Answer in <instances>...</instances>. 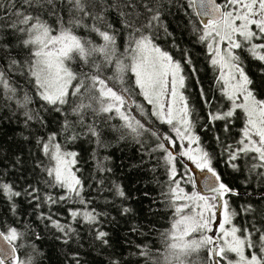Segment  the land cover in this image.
Segmentation results:
<instances>
[{
  "label": "snow or ice",
  "instance_id": "1",
  "mask_svg": "<svg viewBox=\"0 0 264 264\" xmlns=\"http://www.w3.org/2000/svg\"><path fill=\"white\" fill-rule=\"evenodd\" d=\"M9 4L12 5L10 15L0 19V36L7 37L0 39V96L7 107H11L8 101L15 102L25 127L35 124L44 127L47 123L44 113L63 114L61 130L68 144L83 135L94 138L101 147L105 146L103 132L95 121L103 114H108V119L112 114L119 116L123 121L122 128L134 137L150 131L162 141L152 151H160L167 173L161 198L170 210L171 222L165 231L160 232L166 250L163 264H185L184 257L202 250L206 253L205 264H264V205L254 206L246 202L233 209L229 198L240 193L223 182L212 155L201 146L200 137L193 131V122L189 118L191 110L184 94V67L155 43L154 30L160 24L158 0H116L114 5L101 0H22V5H17L15 0H9ZM0 7L7 13V6ZM108 7H115L124 17L129 30L125 54L130 63L119 59L116 35L109 32L110 24L105 27ZM65 8L67 19L63 15ZM188 8L195 11L201 22L202 26L196 20H190L194 34L209 51L212 67L219 73L216 82L220 91L230 102L226 111L210 112L209 123L224 121V130L228 132L237 110L244 117L241 138L224 147L227 153L225 164L234 172L247 171L249 177L254 174L264 179V99L256 95L254 82L246 72L241 56L246 51L252 59L264 64V0H222L221 3L217 0H187L186 14ZM138 9L143 11L138 12ZM86 19L92 20V25H88ZM80 28L85 29L88 36L78 35L77 29ZM92 34L98 35L104 43L97 45ZM96 53L102 54L109 63L117 57L118 73L115 76L103 75L102 65L89 72L77 71L72 66L77 59L82 64L91 65L89 58ZM126 71H130L134 83L125 79ZM136 96H142L152 106L151 116L172 126L175 137H160L155 129L132 114L135 111L141 116L146 115ZM201 96L205 103L211 104L203 92ZM81 97L91 102L86 104ZM34 103L37 106L30 107ZM69 113L74 119L69 118ZM13 115H16L15 111ZM89 116L93 118L92 122H89ZM177 139L187 141V145H179L178 154L172 150L177 148ZM57 140L56 133L44 137L37 129L35 143L47 163L38 159L35 168L43 173L41 180L49 191L39 187L40 181L35 186L30 182L26 187L19 186L17 181L7 179L10 173L0 172V204H4L13 217L11 222L0 218V264H42L40 257L43 253L38 247L41 237L27 220L20 218V198L45 228L54 230L53 238L69 249L64 255L65 264H82L79 252L71 250L73 238L80 234L72 224L61 223L56 218L58 213L52 211L53 206L82 205L83 210L69 209L68 216L73 221L82 220L87 224L93 232L94 242L111 246L109 233L102 227L104 221L101 217L106 214L95 208L88 210L91 201L82 195L85 181L77 175L79 154ZM178 156L211 174V178L203 177L205 193L187 192L180 186L176 169ZM16 163L23 162L18 158ZM110 171L103 160L97 161L98 173ZM99 183L102 185L104 180ZM186 183L196 187L191 177ZM107 190L116 198H127L118 184L113 183ZM260 201H264V196ZM218 204L223 209L219 221ZM46 207L47 212L44 211ZM130 211L124 207L121 214ZM7 212L0 216L6 217ZM240 215L251 219L246 224L237 225L234 219ZM217 221L218 227L214 229L213 224ZM29 240L32 242L27 247L31 252L24 259L20 252ZM139 255L145 258V264L152 260L147 246L142 247Z\"/></svg>",
  "mask_w": 264,
  "mask_h": 264
},
{
  "label": "trees",
  "instance_id": "2",
  "mask_svg": "<svg viewBox=\"0 0 264 264\" xmlns=\"http://www.w3.org/2000/svg\"><path fill=\"white\" fill-rule=\"evenodd\" d=\"M102 3L114 5L116 0H101ZM17 5H22V0H15ZM0 19H6L10 15L12 5L9 0H0ZM160 7V24L154 30L157 39L155 43L163 50L169 52L175 60L180 61L184 67L186 95L191 110L190 120L193 122V131L200 137L201 146L207 150L213 157V163L216 171L221 175L223 182L231 185L239 196L230 197V203L233 209L244 205L246 202L254 206L264 205L260 197L264 196V179L254 174L249 177L247 171L243 173L234 172L230 166H226L227 153L224 147L228 144H234L241 138V129L243 128V113L237 110L236 116L229 125L230 131L225 132L224 121H214L209 123V113L226 111L230 102L222 95L220 86L217 84L218 71L210 63V54L205 44L199 42L197 35L194 34L190 20H196L197 24L201 22L196 17L193 9L188 8L186 14L187 0H158ZM131 13V9H124ZM142 12L143 9H138ZM106 23L112 27L110 33L116 35L117 56L124 63H130L125 54L128 47L129 30L124 24V17L115 7H108L105 11ZM65 19L68 17L67 8L63 13ZM88 25H92V20L86 19ZM165 29L167 31H165ZM77 34L82 37L88 36L85 29H77ZM6 36H0V39H6ZM91 38L97 45L103 44L102 38L92 34ZM13 39V47H15ZM239 51V50H237ZM243 65L254 82V91L258 98L264 99V64L252 59L245 51L241 53ZM91 65L82 64L79 59L73 61L72 66L80 71H94L95 66L102 65L103 75L112 77L118 73L117 57L112 58V62H106L102 54L96 53L89 58ZM191 61L190 64L186 61ZM126 80L134 83L130 71L124 73ZM27 90V89H26ZM30 94H31V90ZM138 91V90H136ZM201 92L211 101V104L205 103ZM23 95V93H21ZM75 99V98H74ZM84 103L91 101L86 97H81ZM136 101L144 107L145 116L139 112L133 111V115L140 119L146 126L155 129L160 137L171 136L169 125L163 123L155 116H151V105L143 99L142 96H136ZM80 100H77L79 103ZM5 101L0 96V172H7L9 180L17 181L19 186L26 187L27 182L34 186L40 181L39 187L44 191L45 186L41 180L39 168H35L38 159L47 163L46 157L38 151L35 140L37 129L39 135L47 137L52 133L58 136L57 142L64 145L69 150L76 151L78 156L79 168L78 176L85 181L83 197L91 201L87 209H96L97 212H103L106 215L101 219L104 221L102 227L110 236L111 246H103L94 242L93 232L90 231L87 224L82 220L73 221L68 216L69 209H81L79 204H66L53 206L52 211L58 213L57 219L61 223H70L79 232V237H74L71 242V250L78 251L82 264H145V258L139 255L143 246L151 251L152 260L149 264L158 261L163 264L165 249L160 239V232L165 231L171 222L170 210L165 206L161 198L162 184L167 180V173L161 158L159 150L152 151L156 144L162 142L158 137L152 136L150 131L144 132L139 137H134L127 129L122 128L123 121L119 116L112 114L108 119V114H103L102 118H96L98 127L103 132V141L105 146H99L94 138H88L81 135L80 139L72 144L64 138L61 130V124L64 120L63 114L44 113L47 123L44 127L35 124L33 127H25L23 117L20 111L16 109L14 101ZM34 103L30 107L35 108ZM16 115H13V112ZM19 117V120L17 119ZM69 118L74 119L71 113ZM89 116V122H92ZM123 134V135H122ZM27 137V139H26ZM219 137V141L217 140ZM177 141V140H176ZM223 142V143H221ZM23 163L17 164V159ZM103 160L105 167L111 171L107 173L97 172V161ZM243 165V161L240 162ZM177 179H180V186L187 192L194 191L192 183H186V174L190 173L191 166L178 156L176 162ZM247 178V183L245 179ZM103 179L101 185L99 181ZM118 184L125 191L127 198L120 199L113 196L109 189L112 184ZM114 201V203H113ZM259 202V205L257 204ZM124 207L131 209L127 214H121ZM18 211L22 220H27L33 227L36 234L41 239L38 241V247L43 253L40 257L42 264H65L64 255L69 249L60 241L53 238L54 230L45 228L44 223L39 221L32 209L20 198ZM45 212L48 211L46 207ZM7 212L6 206L0 204V214ZM11 222L13 219L11 212H7L6 217ZM251 217L240 215L234 219L237 225H243L249 222ZM214 234V233H213ZM212 235V234H210ZM32 240L26 242V247L21 250L22 258L27 259L31 249L27 247ZM139 246V247H138ZM206 253L202 250L199 253H191L185 257V264H205Z\"/></svg>",
  "mask_w": 264,
  "mask_h": 264
},
{
  "label": "rangeland",
  "instance_id": "3",
  "mask_svg": "<svg viewBox=\"0 0 264 264\" xmlns=\"http://www.w3.org/2000/svg\"><path fill=\"white\" fill-rule=\"evenodd\" d=\"M221 2H222V0H221ZM151 110H152V106H151ZM159 119V118H158ZM243 126H244V119H243ZM169 129H171V131L172 132H170V134H171V136L170 135H168L167 137H175V131L172 129V126L171 125H169ZM181 143H183L184 145H187V141H183V142H181L180 140H178L177 139V141H176V144H177V148H175V149H172L174 152H176L177 154H178V152H179V145L181 144ZM170 146V145H169ZM196 147V145H193V148H195ZM180 158H182L184 161H187L189 164H190V166H191V171H190V173H188V174H186L187 176H186V178H187V180H188V178L189 177H191L192 178V180L193 181H195L196 182V184L198 183V180L200 179V177L206 172V171H201L200 169H198V168H196V166L190 161V160H187V158H185V157H180ZM195 189H194V191H198L197 190V187H194ZM217 209H218V221L220 220V219H222V215H221V213H222V211H223V209L221 208V206H219V204L217 205ZM218 221H217V223H214L213 224V228L215 229V228H217L218 227ZM210 234H212V235H214L213 233H209V235ZM184 259H185V257H184Z\"/></svg>",
  "mask_w": 264,
  "mask_h": 264
},
{
  "label": "water",
  "instance_id": "4",
  "mask_svg": "<svg viewBox=\"0 0 264 264\" xmlns=\"http://www.w3.org/2000/svg\"><path fill=\"white\" fill-rule=\"evenodd\" d=\"M217 2H218V0H217ZM205 176L211 178V174L205 172V173L200 177V179L198 180V183L196 184L197 190H198L199 192H201V193H205V191H206V189H205L204 186H203V177H205Z\"/></svg>",
  "mask_w": 264,
  "mask_h": 264
},
{
  "label": "flooded vegetation",
  "instance_id": "5",
  "mask_svg": "<svg viewBox=\"0 0 264 264\" xmlns=\"http://www.w3.org/2000/svg\"><path fill=\"white\" fill-rule=\"evenodd\" d=\"M218 3H221V0H218ZM219 206H220V204H219Z\"/></svg>",
  "mask_w": 264,
  "mask_h": 264
}]
</instances>
